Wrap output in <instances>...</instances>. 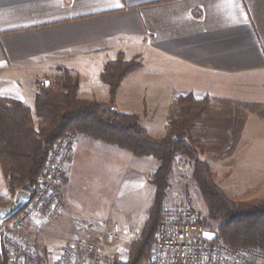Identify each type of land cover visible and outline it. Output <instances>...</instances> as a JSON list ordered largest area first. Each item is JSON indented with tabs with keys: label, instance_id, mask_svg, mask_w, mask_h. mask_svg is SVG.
Returning <instances> with one entry per match:
<instances>
[{
	"label": "crops",
	"instance_id": "crops-1",
	"mask_svg": "<svg viewBox=\"0 0 264 264\" xmlns=\"http://www.w3.org/2000/svg\"><path fill=\"white\" fill-rule=\"evenodd\" d=\"M119 53L128 60L138 56L143 64L117 89L119 110L146 114L149 123L142 117V124L161 138L180 95L208 96L206 115L192 132L219 155L224 146L207 115L248 98L244 88L251 83L264 84V0H0L3 98L34 110L42 85L66 68L79 78V98L108 103L110 87L101 74ZM204 121L206 134H198L196 126ZM74 146L67 204L53 225L61 229L76 214L89 218L84 210L90 195L107 204L108 225L129 237L140 211L134 212L152 205L155 188L149 176L160 162L84 134L77 135ZM12 197L0 161V208ZM251 199L256 198L246 200ZM86 231L77 226L76 236Z\"/></svg>",
	"mask_w": 264,
	"mask_h": 264
},
{
	"label": "trees",
	"instance_id": "trees-1",
	"mask_svg": "<svg viewBox=\"0 0 264 264\" xmlns=\"http://www.w3.org/2000/svg\"><path fill=\"white\" fill-rule=\"evenodd\" d=\"M142 66L138 56L128 60L124 53L105 65L101 79L110 87L108 103L79 98V78L66 68L49 81V86L42 85L34 110L0 96V161L10 192L15 195L19 189H33L57 140L67 133H83L129 150L137 157L154 156L160 161L152 178L156 195L142 233L131 243L129 259L115 264H144L151 258L168 180L179 156L193 161L194 180L208 204V217L220 222L218 234L224 241L235 248L264 249V197L237 200L227 195L215 183L214 172L203 159L206 149L202 140L193 135L196 122L210 105L208 96L198 102L193 93L180 95L175 100L179 110L173 113L163 138L151 135L139 114L119 110L115 101L117 89L127 75ZM35 114L41 118L38 129ZM201 221L208 226L205 220ZM0 264H9L4 251L0 253Z\"/></svg>",
	"mask_w": 264,
	"mask_h": 264
},
{
	"label": "rangeland",
	"instance_id": "rangeland-1",
	"mask_svg": "<svg viewBox=\"0 0 264 264\" xmlns=\"http://www.w3.org/2000/svg\"><path fill=\"white\" fill-rule=\"evenodd\" d=\"M244 89L251 93L248 98L237 99L234 102L235 105L230 106L229 109L223 108V113L211 112L207 115L209 124H217L213 135L218 136L220 144L221 146H224V148L221 149L223 152L219 155H213L211 153L212 148L210 146H204L206 149V155L203 156V159L208 161L214 172L215 183L224 190L227 195L237 200H246L247 198L249 199L252 197L258 198V196L264 194V84L251 83L249 89H247V87ZM203 99L198 100V102H202ZM200 105L201 104L197 106L198 109ZM217 108L222 109L221 107ZM178 110L179 108L177 106L176 111L173 113H176ZM173 113L171 115H173ZM140 117H143V123H149L146 114H143ZM40 120L41 118L35 114L34 121L35 128L37 129L39 128ZM209 124L208 126L210 127ZM196 127V132L198 134L201 131L206 134L205 131L207 128L205 126V121L204 124L201 122ZM221 128L224 130L226 129V132L221 131ZM204 133L203 135H205ZM209 133L210 132H207V135ZM75 134L76 142L77 135L83 133ZM222 142H224L226 146L224 144L222 145ZM208 145H210V143ZM126 151L130 152L129 150ZM231 152H233V155ZM74 156L75 149L73 158L67 167L65 182L63 184V193L66 199L65 206L67 204L65 186L70 173L69 166L72 164ZM152 158L154 162H160L157 158H154V156ZM154 174L149 177L153 178ZM168 184L161 211L166 207H190L198 213L202 220L206 221L210 233L218 232L220 222L214 221L208 217V204L201 193L199 185L194 180L193 161L185 156L177 157L174 161ZM153 188L155 189L152 190V196L154 193L156 195V186L154 187L153 185ZM89 196L90 195H88L87 198L85 197L86 209L84 210L85 216L88 214L89 218L81 217L76 214V216L69 217L70 220H68L66 224H63L61 229H59L53 224H56V220H58L64 212L65 206L62 213L52 221H47L42 216L41 219L38 218L39 216L34 218L29 231L36 240V248L40 258L39 264H60V258L65 246L70 244L77 237L76 235H78L76 232L77 226H84L87 230L84 237L95 241H101L103 239L104 232L106 231L105 229H112L111 225H108L110 224V221L108 222L109 210L106 208L107 204L103 202L96 203L94 200L88 199ZM13 200L14 195L9 205L12 204ZM152 205L143 209L139 208V210L134 212L138 213V211H140L139 216L136 217L133 225H131L132 230L129 237L126 236L123 238L117 229L119 232V238L116 242L109 244L103 240L104 251L113 256L116 262L127 261L129 259L130 245L133 240L140 237ZM152 255L144 264L151 263Z\"/></svg>",
	"mask_w": 264,
	"mask_h": 264
},
{
	"label": "built area",
	"instance_id": "built-area-1",
	"mask_svg": "<svg viewBox=\"0 0 264 264\" xmlns=\"http://www.w3.org/2000/svg\"><path fill=\"white\" fill-rule=\"evenodd\" d=\"M76 134L67 133L57 140L43 169L37 176L32 198L1 229L3 251L9 264H39L35 237L30 226L36 216L56 219L65 206L63 184L74 155ZM119 238L117 229L106 230L101 241L79 236L66 245L60 264H115L103 248ZM150 264H264V249L232 247L218 232H209L198 213L187 206L166 207L156 232Z\"/></svg>",
	"mask_w": 264,
	"mask_h": 264
},
{
	"label": "water",
	"instance_id": "water-1",
	"mask_svg": "<svg viewBox=\"0 0 264 264\" xmlns=\"http://www.w3.org/2000/svg\"><path fill=\"white\" fill-rule=\"evenodd\" d=\"M47 86L50 85V82L47 81ZM32 198V194L29 190L19 189L14 195V200L11 205L7 207L0 208V253L3 252L2 246V234L1 229L4 224L14 217Z\"/></svg>",
	"mask_w": 264,
	"mask_h": 264
}]
</instances>
